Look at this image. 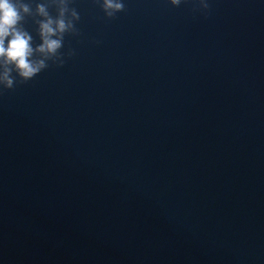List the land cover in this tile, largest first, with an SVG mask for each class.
<instances>
[{
  "label": "clouds",
  "instance_id": "1",
  "mask_svg": "<svg viewBox=\"0 0 264 264\" xmlns=\"http://www.w3.org/2000/svg\"><path fill=\"white\" fill-rule=\"evenodd\" d=\"M72 0H50L57 9L53 17L48 11L49 5L38 3L33 12L31 6L22 0H0V86L12 89L16 83H26L49 67L48 61L63 66L64 56L61 49L65 34L78 35L76 22L80 15L75 8L69 7ZM105 16L113 18L124 10L122 0H96ZM172 5H179L181 0H170ZM202 7L209 5L201 0ZM27 16L35 19L38 25L40 43L33 46L32 35L23 27ZM7 41V43H6ZM69 56L74 55L69 51ZM15 72L16 76L12 73Z\"/></svg>",
  "mask_w": 264,
  "mask_h": 264
}]
</instances>
